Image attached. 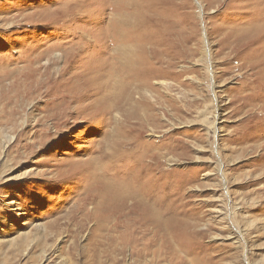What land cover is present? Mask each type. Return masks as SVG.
Wrapping results in <instances>:
<instances>
[{
	"label": "rangeland",
	"instance_id": "374dc122",
	"mask_svg": "<svg viewBox=\"0 0 264 264\" xmlns=\"http://www.w3.org/2000/svg\"><path fill=\"white\" fill-rule=\"evenodd\" d=\"M125 18L163 42L137 44L140 90L115 73ZM148 183L209 263L264 264V0H0V264H180L136 260L135 206L108 201Z\"/></svg>",
	"mask_w": 264,
	"mask_h": 264
},
{
	"label": "bare ground",
	"instance_id": "6f19581e",
	"mask_svg": "<svg viewBox=\"0 0 264 264\" xmlns=\"http://www.w3.org/2000/svg\"><path fill=\"white\" fill-rule=\"evenodd\" d=\"M150 4H152V3H150ZM110 5H111V3H110ZM107 7H108V5H107ZM113 12H115V10H113ZM133 12H134V10H133ZM122 13H124V12H122ZM111 14H115V13L111 12ZM119 14L120 13H118L116 15H119ZM134 14H136V13H134ZM122 15H124V14H122ZM123 17H125V16H123ZM129 19H130V17H129ZM135 20H136V18H135ZM114 21L115 20H113L111 25H110L112 28V31H113V35L111 37L113 39L114 45H116L118 49L120 48V52H121L122 56L124 55V58L126 59V61L124 60L125 62H123L121 64L122 66H120L118 68V73L117 72H115V73L119 74L122 79L126 78L127 79L126 82H129V85L133 89L140 90L143 86L148 85V83L150 82V78L155 76V72L153 70H151V71H137V70H135L136 67L134 69L132 68L133 64L134 65L137 64V62H135V59L133 58V55L136 54V48L139 45L138 42L139 43L143 42L142 43L143 45H149L150 46V47L148 46L149 49H151V48L154 49L155 46L157 47L158 45L163 44V42H162V40H156L157 38L153 34L154 32L151 34L150 33H142V23L139 21H134V23L133 22L131 23L128 19H126V22L121 21L120 24H118L119 21H118V23H114ZM123 27H124V29L122 30ZM155 27H159V25H155ZM137 29H139V30H137ZM125 30H126V32H129L131 30H133V31L130 33H125ZM137 31L140 32L139 37H141L138 40L135 37H132V35H131V34H135V32H137ZM120 34L122 36L121 39L116 38L117 36H120ZM152 40H155V41H152ZM141 45H139V47ZM167 49H166V51H167ZM142 50L144 51V49H142ZM142 50H141V53H142ZM157 53L159 55L166 56L165 53H167V52H165V50H163V51H157ZM154 55H155V53H154ZM168 55L170 56V54H168ZM137 56H139V54H137ZM169 58H171V57H169ZM157 59H158V56H157ZM168 59L164 60V62H166ZM158 60H156V62ZM160 60H161V58H160ZM167 62H170V60H168ZM172 64H173V62H172ZM167 65H168V63H167ZM169 65H168V67H169ZM108 73H109V71H108ZM119 75H118V79L116 78V80H119V83L121 85L118 84V85H116L117 87L116 86L109 87L110 90L104 95L106 98L103 97L104 100L100 99L101 101L103 100L104 102H106L105 104H107L106 105L107 108L105 106L103 108V111L105 113L106 112L110 113L111 111H114V110H118V112H119L123 109L122 107L120 108L118 106V104L120 103V102L118 103V97H117L119 92H117L116 90L120 89V91L121 90L123 91V89L125 88L126 85L123 84L124 82L122 81V79L120 78ZM101 76H103V75H101ZM211 76H212V84H213L214 80H213V73L212 72H211ZM114 83H115V81H114ZM145 91L151 93V90L149 88L145 89ZM140 94L141 93H139V95ZM125 96L127 98L126 101L134 100V98H132V97H131V99H129L130 92L127 91V89L125 90ZM147 96L150 97L149 94ZM153 99H154V97H153ZM147 112H148V110H147ZM146 117H147L146 114L144 115L143 113H141L140 117H137L136 119H138L139 122L142 121L144 123V121H148V119H146ZM127 118L128 117L126 116L125 120ZM138 179H136V180H138ZM144 184H145V182H144ZM147 185H149V183ZM147 188H149L148 194L144 193L143 190H140L138 193H136V195H133V196L123 194V196H117V197H113V198L108 199V201H113V202H119L120 201L121 203H124L126 200H130V207L135 206L134 208L136 209V213L132 216H129L127 214L128 217L126 218V220L129 221L128 224L130 226V229L133 228V231H134V235L131 238V240L130 239L128 240V243L131 242L133 245L132 250H131V254L135 257V259L136 260H142L147 255H151L152 253L155 254V251L159 250L162 255H168V256H170V258L178 260V262L180 264H208L209 263V261H208L209 257H207L206 255H203V253L205 251L204 249L197 248V247L191 248V246L194 245V242L191 240V238H192L191 235H194L196 233L191 231V232H189L190 234L188 236L187 234H184L185 233L184 231H181V232H179V234L175 235L172 233L173 229H170V227L168 226V224H167L168 223L167 222L168 217L169 216L173 217L171 215L176 214V210L172 211L171 194L167 193L170 196L171 201L170 202L165 201V203H164V200L160 199L159 197L152 196V194L149 193L154 188L152 186V184L149 185V187H147ZM147 188H146V190H147ZM110 215H112V214L107 215L108 218ZM116 216L117 217H124V214L123 215L117 214ZM105 220H106V218H104V221ZM119 220L120 219H116L113 222L114 227H119L120 225H123L122 222H120ZM123 221H124V219H123ZM187 224H190V223H187ZM181 234H183V235L181 236V238H179V235H181ZM148 235L150 237L146 241H143L146 239V236H148ZM122 242L126 244V240L124 237H123ZM157 243H158L157 250L153 249V247ZM211 261H213V260H211ZM212 263L213 262H211L209 264H212Z\"/></svg>",
	"mask_w": 264,
	"mask_h": 264
}]
</instances>
